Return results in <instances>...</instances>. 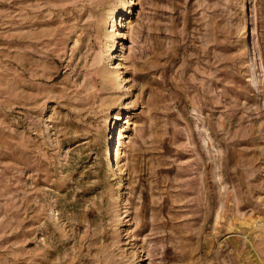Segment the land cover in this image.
<instances>
[{
  "label": "rangeland",
  "instance_id": "obj_1",
  "mask_svg": "<svg viewBox=\"0 0 264 264\" xmlns=\"http://www.w3.org/2000/svg\"><path fill=\"white\" fill-rule=\"evenodd\" d=\"M0 264H264V0H0Z\"/></svg>",
  "mask_w": 264,
  "mask_h": 264
},
{
  "label": "bare ground",
  "instance_id": "obj_2",
  "mask_svg": "<svg viewBox=\"0 0 264 264\" xmlns=\"http://www.w3.org/2000/svg\"><path fill=\"white\" fill-rule=\"evenodd\" d=\"M112 81V80H111ZM108 82V81H107ZM114 82V81H113ZM108 83H110V80H109V82ZM112 83V82H111ZM131 83V82H130Z\"/></svg>",
  "mask_w": 264,
  "mask_h": 264
}]
</instances>
